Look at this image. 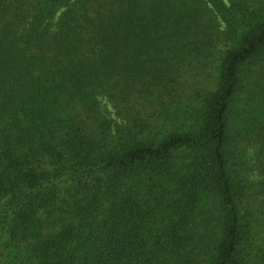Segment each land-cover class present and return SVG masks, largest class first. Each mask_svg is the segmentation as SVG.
Here are the masks:
<instances>
[{"label":"trees","instance_id":"obj_1","mask_svg":"<svg viewBox=\"0 0 264 264\" xmlns=\"http://www.w3.org/2000/svg\"><path fill=\"white\" fill-rule=\"evenodd\" d=\"M0 264H264V0H0Z\"/></svg>","mask_w":264,"mask_h":264},{"label":"rangeland","instance_id":"obj_2","mask_svg":"<svg viewBox=\"0 0 264 264\" xmlns=\"http://www.w3.org/2000/svg\"><path fill=\"white\" fill-rule=\"evenodd\" d=\"M207 74V75H206ZM185 79L183 81V83L181 84L182 86H180L182 89H184L185 91H188V89L191 91L193 87L188 86L190 83L193 85H196V82H200V85L202 83H204L207 87V89H211L215 86V76L212 73L210 68H207V70H205V72L202 75H198L196 78V82L195 80L191 77V80L189 81V77L188 75H185ZM206 76V78H205ZM82 117L85 119L87 118V116L85 114H82Z\"/></svg>","mask_w":264,"mask_h":264}]
</instances>
